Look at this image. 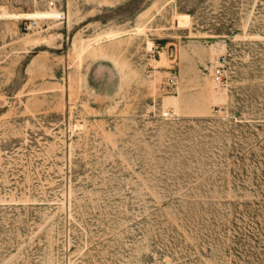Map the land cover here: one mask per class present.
Wrapping results in <instances>:
<instances>
[{"label":"rangeland","instance_id":"obj_1","mask_svg":"<svg viewBox=\"0 0 264 264\" xmlns=\"http://www.w3.org/2000/svg\"><path fill=\"white\" fill-rule=\"evenodd\" d=\"M63 3L0 0V264H264V0Z\"/></svg>","mask_w":264,"mask_h":264},{"label":"built area","instance_id":"obj_2","mask_svg":"<svg viewBox=\"0 0 264 264\" xmlns=\"http://www.w3.org/2000/svg\"><path fill=\"white\" fill-rule=\"evenodd\" d=\"M37 7L47 10H53V17L46 18H29L27 20H23L21 24V30L24 31H38L44 30L52 23H63L66 20L67 10L63 3V0H34ZM222 58H217L215 60L213 69H212V80L216 84H222L224 80V69ZM173 77L168 79V83H173Z\"/></svg>","mask_w":264,"mask_h":264},{"label":"bare ground","instance_id":"obj_3","mask_svg":"<svg viewBox=\"0 0 264 264\" xmlns=\"http://www.w3.org/2000/svg\"><path fill=\"white\" fill-rule=\"evenodd\" d=\"M6 16L9 19H18V18L28 19V18H41V17L51 18L53 17V10L43 9V10H34L29 12L8 13L6 14Z\"/></svg>","mask_w":264,"mask_h":264}]
</instances>
